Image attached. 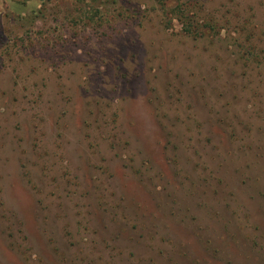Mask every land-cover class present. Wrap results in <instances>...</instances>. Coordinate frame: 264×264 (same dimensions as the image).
<instances>
[{
	"label": "rangeland",
	"instance_id": "obj_1",
	"mask_svg": "<svg viewBox=\"0 0 264 264\" xmlns=\"http://www.w3.org/2000/svg\"><path fill=\"white\" fill-rule=\"evenodd\" d=\"M0 264H264V0H0Z\"/></svg>",
	"mask_w": 264,
	"mask_h": 264
}]
</instances>
